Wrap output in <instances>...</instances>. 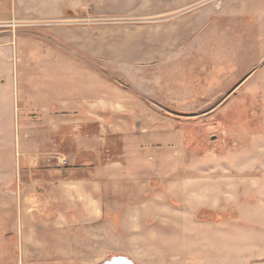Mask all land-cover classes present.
Returning <instances> with one entry per match:
<instances>
[{
    "label": "crops",
    "instance_id": "1",
    "mask_svg": "<svg viewBox=\"0 0 264 264\" xmlns=\"http://www.w3.org/2000/svg\"><path fill=\"white\" fill-rule=\"evenodd\" d=\"M92 5L108 12L110 2L0 0V21L11 17L55 20ZM193 31L189 24L177 28L52 27L37 35L22 32L15 41L7 37L0 51L10 59L5 67L10 65L11 75L0 78V85L11 105L5 115L16 112L20 116L14 143L23 182L17 188L22 234L30 225L23 213L26 198H35L40 213L36 227L69 236L72 249L66 257L73 264L103 256L101 262L121 257L134 264H216L199 254L205 250L204 243L186 244L180 237L168 242L173 246L170 255L163 252L160 242L148 249L144 234L132 253L109 247L111 235L118 240L122 228L151 234L156 229L152 223L174 210L165 204L173 196L172 185H167L173 176L168 172L173 160L168 148L175 143L168 140L174 137L178 142V138L173 130L158 124L157 111L147 105L145 93L125 87L103 69L124 74L167 63L187 45ZM6 181L13 182V173L6 174ZM158 182L167 183L160 190ZM11 192H16L14 186ZM193 217L196 226L213 225L193 221ZM5 222L8 225L9 220ZM211 248L215 253L216 245L211 243ZM251 248L244 249L243 258L237 248L225 249V255H218L222 258L218 264H241L261 256L260 249Z\"/></svg>",
    "mask_w": 264,
    "mask_h": 264
},
{
    "label": "rangeland",
    "instance_id": "2",
    "mask_svg": "<svg viewBox=\"0 0 264 264\" xmlns=\"http://www.w3.org/2000/svg\"><path fill=\"white\" fill-rule=\"evenodd\" d=\"M109 2L108 12L92 5L55 20L11 17L0 21V50L8 36L15 41L22 32L37 35L52 27L177 28L189 24L194 29L187 45L167 63L124 74L103 69L111 79L145 93L147 105L157 111L158 124L173 130L178 138V142L174 137L168 140L175 143L168 148L173 157L168 172L173 176L168 183L158 182L160 190L166 183L172 185L173 196L165 204L174 210L152 223L156 229L151 234L122 228L118 240L111 235L109 247L132 253L144 234L148 249L160 242L163 252L170 255L173 246L168 242L180 237L186 244L204 243L205 250L199 254L216 264L225 249L237 248L243 258L244 249L253 246L262 257L256 255L241 264H264V0ZM7 60L0 51V78L11 75L10 65L5 67ZM4 90L0 85V112L4 114L0 116V264H73L66 257L72 249L69 236L36 227L40 213L35 198H26L23 213L30 225L25 229L28 235L22 234L17 188L23 182L14 143L20 116L16 112L5 115L11 105ZM8 173H13V182L6 181ZM13 186L16 192H11ZM193 214V221L213 225H194ZM211 243L216 245L215 253ZM103 259L82 264H100Z\"/></svg>",
    "mask_w": 264,
    "mask_h": 264
},
{
    "label": "water",
    "instance_id": "3",
    "mask_svg": "<svg viewBox=\"0 0 264 264\" xmlns=\"http://www.w3.org/2000/svg\"><path fill=\"white\" fill-rule=\"evenodd\" d=\"M125 260L128 261L126 258L111 257L106 262L111 261V262H114L115 264H125V262H124Z\"/></svg>",
    "mask_w": 264,
    "mask_h": 264
},
{
    "label": "bare ground",
    "instance_id": "4",
    "mask_svg": "<svg viewBox=\"0 0 264 264\" xmlns=\"http://www.w3.org/2000/svg\"><path fill=\"white\" fill-rule=\"evenodd\" d=\"M109 258H111V257H109ZM106 261H103L100 264H115L114 262H111V261L106 262ZM129 261L130 260H128V261L125 260L124 262H125V264H134V263H132V261L131 262H129Z\"/></svg>",
    "mask_w": 264,
    "mask_h": 264
},
{
    "label": "built area",
    "instance_id": "5",
    "mask_svg": "<svg viewBox=\"0 0 264 264\" xmlns=\"http://www.w3.org/2000/svg\"><path fill=\"white\" fill-rule=\"evenodd\" d=\"M64 163V162H63ZM65 164V163H64Z\"/></svg>",
    "mask_w": 264,
    "mask_h": 264
}]
</instances>
